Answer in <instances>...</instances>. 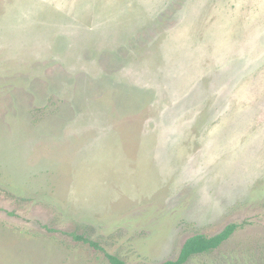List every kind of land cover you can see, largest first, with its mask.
I'll list each match as a JSON object with an SVG mask.
<instances>
[{
	"label": "rangeland",
	"instance_id": "obj_1",
	"mask_svg": "<svg viewBox=\"0 0 264 264\" xmlns=\"http://www.w3.org/2000/svg\"><path fill=\"white\" fill-rule=\"evenodd\" d=\"M233 223L186 264H264V0H0V264H161Z\"/></svg>",
	"mask_w": 264,
	"mask_h": 264
},
{
	"label": "trees",
	"instance_id": "obj_2",
	"mask_svg": "<svg viewBox=\"0 0 264 264\" xmlns=\"http://www.w3.org/2000/svg\"><path fill=\"white\" fill-rule=\"evenodd\" d=\"M242 225L228 224L225 228L214 236L207 237L201 234H195L188 238L182 245L178 256L174 260L166 261L161 264H186L189 260L202 255L210 254L219 249L226 243ZM91 247L98 249L94 242L86 241ZM109 264H124L117 256L105 254Z\"/></svg>",
	"mask_w": 264,
	"mask_h": 264
},
{
	"label": "crops",
	"instance_id": "obj_3",
	"mask_svg": "<svg viewBox=\"0 0 264 264\" xmlns=\"http://www.w3.org/2000/svg\"><path fill=\"white\" fill-rule=\"evenodd\" d=\"M220 101H222V100H220Z\"/></svg>",
	"mask_w": 264,
	"mask_h": 264
}]
</instances>
